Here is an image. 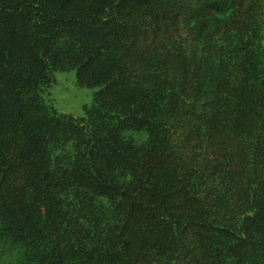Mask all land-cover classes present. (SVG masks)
Segmentation results:
<instances>
[{
  "label": "trees",
  "instance_id": "obj_1",
  "mask_svg": "<svg viewBox=\"0 0 264 264\" xmlns=\"http://www.w3.org/2000/svg\"><path fill=\"white\" fill-rule=\"evenodd\" d=\"M62 65L83 124L44 98ZM0 245L264 264V0H0Z\"/></svg>",
  "mask_w": 264,
  "mask_h": 264
},
{
  "label": "rangeland",
  "instance_id": "obj_2",
  "mask_svg": "<svg viewBox=\"0 0 264 264\" xmlns=\"http://www.w3.org/2000/svg\"><path fill=\"white\" fill-rule=\"evenodd\" d=\"M53 83L46 89L44 98L54 107L58 114L66 118L79 119L82 124L86 119V111L95 103L97 88L82 87L77 84L75 70L62 65L51 71ZM48 95V96H47ZM122 137L139 146L146 140L144 133L124 130ZM6 246V245H5ZM21 251L7 249L0 245V264H18Z\"/></svg>",
  "mask_w": 264,
  "mask_h": 264
}]
</instances>
